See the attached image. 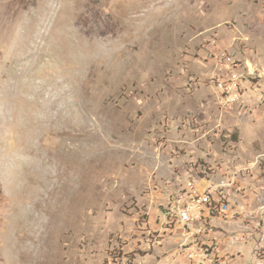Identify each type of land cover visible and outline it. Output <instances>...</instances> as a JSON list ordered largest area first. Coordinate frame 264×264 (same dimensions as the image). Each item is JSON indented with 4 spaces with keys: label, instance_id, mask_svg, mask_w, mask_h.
<instances>
[{
    "label": "rangeland",
    "instance_id": "374dc122",
    "mask_svg": "<svg viewBox=\"0 0 264 264\" xmlns=\"http://www.w3.org/2000/svg\"><path fill=\"white\" fill-rule=\"evenodd\" d=\"M200 185L227 211L188 256ZM210 246L264 264V0H0V264Z\"/></svg>",
    "mask_w": 264,
    "mask_h": 264
},
{
    "label": "built area",
    "instance_id": "2783aa9c",
    "mask_svg": "<svg viewBox=\"0 0 264 264\" xmlns=\"http://www.w3.org/2000/svg\"><path fill=\"white\" fill-rule=\"evenodd\" d=\"M219 185H209L203 191L192 190L184 194V196L176 199L174 216L175 220L182 230L184 243L182 248L186 249L188 256H193V247L188 245L194 243L197 247L198 238L208 237L212 235L211 220L217 216H222L227 211V201L222 193ZM201 245V244H200ZM211 245V242H210ZM213 247V248H212ZM202 251L199 247L196 256L204 261V264H218L214 258V246Z\"/></svg>",
    "mask_w": 264,
    "mask_h": 264
},
{
    "label": "crops",
    "instance_id": "0c3cea01",
    "mask_svg": "<svg viewBox=\"0 0 264 264\" xmlns=\"http://www.w3.org/2000/svg\"><path fill=\"white\" fill-rule=\"evenodd\" d=\"M197 190L200 192L201 191V185L197 186ZM174 207V206H173Z\"/></svg>",
    "mask_w": 264,
    "mask_h": 264
}]
</instances>
